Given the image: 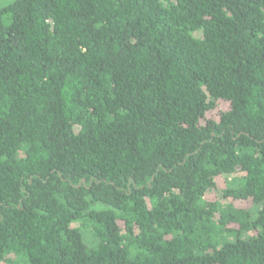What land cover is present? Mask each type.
Listing matches in <instances>:
<instances>
[{
	"label": "trees",
	"instance_id": "obj_1",
	"mask_svg": "<svg viewBox=\"0 0 264 264\" xmlns=\"http://www.w3.org/2000/svg\"><path fill=\"white\" fill-rule=\"evenodd\" d=\"M1 263L264 264V0L0 6Z\"/></svg>",
	"mask_w": 264,
	"mask_h": 264
},
{
	"label": "rangeland",
	"instance_id": "obj_2",
	"mask_svg": "<svg viewBox=\"0 0 264 264\" xmlns=\"http://www.w3.org/2000/svg\"><path fill=\"white\" fill-rule=\"evenodd\" d=\"M14 0H0V6H4L7 5L9 3H11ZM223 107H228L227 103H223L222 104ZM221 188H223L225 186V183H221L220 184ZM214 194H211V196H213ZM241 204H243L244 206L248 207L253 213H255L257 211V206L252 203L251 200H245L243 202H241ZM84 235H85V240L87 241L88 244H94L95 243V237L93 236L92 232H90L89 230H84ZM3 264V263H1Z\"/></svg>",
	"mask_w": 264,
	"mask_h": 264
}]
</instances>
